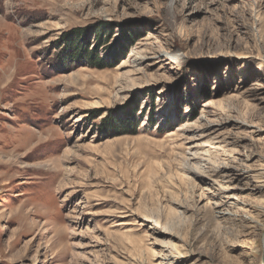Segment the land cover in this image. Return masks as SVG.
Returning a JSON list of instances; mask_svg holds the SVG:
<instances>
[{
	"label": "rangeland",
	"instance_id": "rangeland-1",
	"mask_svg": "<svg viewBox=\"0 0 264 264\" xmlns=\"http://www.w3.org/2000/svg\"><path fill=\"white\" fill-rule=\"evenodd\" d=\"M262 226L264 0H0V264H264Z\"/></svg>",
	"mask_w": 264,
	"mask_h": 264
},
{
	"label": "trees",
	"instance_id": "trees-1",
	"mask_svg": "<svg viewBox=\"0 0 264 264\" xmlns=\"http://www.w3.org/2000/svg\"><path fill=\"white\" fill-rule=\"evenodd\" d=\"M75 34V33H74ZM73 34V36H69V37H67L70 41L68 42L67 40V38L65 39V45L68 47V49L69 48H71V40H72V38L73 37H75L76 35H80V34H78V32L74 35ZM105 34L106 33H101V32H98L97 33V35H96V37H97V40L99 41V42H103V38H104V36H105ZM77 55H79V56H83V58H84V60L85 61H87V62H89L88 64H89V66L90 67H92V68H99V69H103V68H105L104 66V62L103 61H99V60H97V58H96V55H95V51H88L87 50V48H85V53H84V55H83V52L81 53H78ZM135 112H133L132 113V117H135ZM135 120V119H134ZM126 121H128V118H127V120ZM124 124H126V122H124ZM137 124V123H136ZM121 128H124L125 127V125H119ZM136 126V125H135ZM111 133H113L112 131H111Z\"/></svg>",
	"mask_w": 264,
	"mask_h": 264
},
{
	"label": "bare ground",
	"instance_id": "bare-ground-1",
	"mask_svg": "<svg viewBox=\"0 0 264 264\" xmlns=\"http://www.w3.org/2000/svg\"><path fill=\"white\" fill-rule=\"evenodd\" d=\"M225 176V175H224ZM262 231L264 230V226H262V229H261ZM263 240H264V236H263ZM264 249V248H263ZM263 255H264V252H263Z\"/></svg>",
	"mask_w": 264,
	"mask_h": 264
}]
</instances>
